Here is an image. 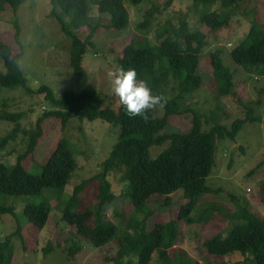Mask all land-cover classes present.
<instances>
[{
	"label": "trees",
	"instance_id": "trees-1",
	"mask_svg": "<svg viewBox=\"0 0 264 264\" xmlns=\"http://www.w3.org/2000/svg\"><path fill=\"white\" fill-rule=\"evenodd\" d=\"M23 0H0V11L8 7L17 10ZM143 0H51L52 17L60 23L61 30L71 38L70 66L76 77V87L56 95L48 86L34 91L19 64L21 53L14 54L12 48L0 40V58L5 71H0V88L22 87L26 94L43 93L49 105L48 111H42L36 126L25 130L28 135L26 149L19 154L14 165L0 162V194L11 196L39 195L46 188H55L63 192L74 171L78 168L67 139L56 142L52 152L39 174L25 170L24 161L33 157L38 142L44 135V120H59L62 130H66L73 118L83 120H102L118 128L117 141L110 156L101 164L100 173L78 184L66 205H63L62 219L76 233L94 247H102L111 241L118 246L117 255L105 257V262L113 264H194L185 253L172 257L179 229L176 221L157 223L149 231H139L140 224L152 216L150 210L142 212V207L153 196L166 197L165 204H170V196L182 190L185 202L180 207L178 217L186 224H193L190 212L196 211L199 201L207 194L206 181L215 166L217 143L225 139L235 140L243 125L259 118L251 117L248 108L247 117L234 120L229 126L219 122L216 107L208 116L197 113L188 103V96L193 95L202 82L198 74L199 57L207 47V34L193 30L186 17L178 18L176 24L171 21L161 28L154 29L155 14L160 9L152 8L145 14L118 59V66L135 69L138 80H146L153 94H162L167 104L162 109V117L155 110L148 113L147 119L137 116L130 118L125 109L104 106L97 89L89 83L88 73L83 66V59L90 44L81 39L78 31L90 29L89 38L95 35L96 28L91 25L90 12L93 6L100 14L108 15L106 28L123 30L129 25L128 6H138ZM175 0H167L171 6ZM196 7L204 5L198 12L202 25L215 32L226 28L230 23L229 9L238 8L241 0H187ZM220 3V10L211 7ZM59 10V12H58ZM201 12V13H200ZM64 16L68 17L65 20ZM18 23L16 22V39L19 41ZM221 52L211 54V65L217 95L233 96L234 72L224 65ZM233 60L249 71H258L264 75V30L253 25L241 45L231 51ZM193 97V96H191ZM192 113V129L188 132H173L162 135L161 132L171 124L176 115ZM18 113L1 114L0 120L13 124L9 134L0 140V150L10 140H14L24 129L20 124ZM204 122L211 127L205 131ZM169 145L156 157L152 158L150 150L154 146ZM119 175L127 184V196L134 206V211L126 225H117L106 219L104 208L116 199L110 175ZM53 207L48 203L34 205L27 203L24 209L29 221L43 229L52 213ZM221 212L216 203H210L198 220L204 223L213 220ZM14 214L13 207H0V214ZM116 214H119L116 212ZM143 214L139 221L137 216ZM227 219L236 223L226 237L214 236L205 242L207 253L214 257L234 255L243 256V261L236 264H264V219L248 209V204L238 205L237 212ZM239 222V223H238ZM242 222V223H240ZM134 230V233L130 230ZM19 231V229H17ZM17 231L14 233L16 234ZM11 234L0 242V264L12 263ZM49 248V247H48ZM24 249L26 244L24 243ZM78 252L79 248L72 249ZM157 259L152 262L153 255Z\"/></svg>",
	"mask_w": 264,
	"mask_h": 264
},
{
	"label": "rangeland",
	"instance_id": "rangeland-1",
	"mask_svg": "<svg viewBox=\"0 0 264 264\" xmlns=\"http://www.w3.org/2000/svg\"><path fill=\"white\" fill-rule=\"evenodd\" d=\"M166 1L143 0L138 6H128L129 25L123 30L106 28L109 16L100 14L97 7L93 6L90 17L92 27L96 28L95 35L89 38L88 28L78 31L79 37L90 43L83 66L88 73L89 83L97 89L103 105L116 109L120 103L112 93L108 73L119 67L118 59L124 47L134 37L136 26L144 20L148 10L156 7L161 11L155 14L154 29L163 27L168 21L176 24L178 18L184 16L193 30H201L207 34L208 45L199 57L197 70L202 82L200 88L191 95L193 97L188 96V100H183L184 104L188 101L197 113L206 116L219 107L215 117L227 126L236 119L247 117L248 108L252 109L251 117L259 119L246 122L235 140L225 139L217 143L215 166L206 181L207 194L199 201L197 210L189 214L194 219L193 224H186L178 217L180 207L189 200H185L184 192L180 190L170 196L169 205L165 204L166 197L163 196L149 199L146 206L142 207V212L150 210L152 216L147 218V223L140 224L139 231H149L157 223L176 221L179 235L171 251L172 257L185 253L194 264H236L244 259L238 252L214 257L207 253L205 242L217 235H228L236 223L226 216L233 217L240 204H248V209L264 219V75L258 73L262 65L258 71H249L231 57L232 49L245 41L253 25L264 30V0H241L237 9L235 6L227 11L230 16L229 26L211 33L199 20L198 12L204 5L196 7L191 1L175 0L171 6H167ZM211 9L220 10V3L217 2ZM51 12V0H23L17 10L7 6L0 11V40L8 44L14 54L21 53L19 64L34 91L48 86L59 95L76 87V77L70 66L71 38L61 30L60 23L52 17ZM64 18L68 20V17ZM16 22L19 41L16 39ZM216 51L221 52L224 65L234 72L233 96L217 95L211 65V54ZM0 71H5L1 58ZM48 110L49 105L43 93L29 95L22 87L0 88L1 114H20V124L24 128L0 150V162L8 166L16 163L18 155L26 149L28 135L24 131L33 129L41 112ZM155 112L162 117V109L158 108ZM192 121V113L173 116L171 124L161 134L188 132L192 129ZM43 127L44 135L37 144L34 156L24 161L25 170L32 174L41 173L60 139H67L72 145L78 168L63 192L46 188L35 196L0 194V207L14 208V214H0V242L17 231L10 243L11 264H113L104 259L117 255L118 246L115 241L102 247H94L78 235L75 228L64 222L61 209L78 184L100 173L101 164L110 156L117 141L118 128L102 120L81 121L77 118L70 121L66 130H62L61 123L55 118L45 119ZM210 127V123L204 122L202 131ZM12 128V123L0 120V140ZM168 145L169 142L154 146L150 150L151 157H156ZM108 179L116 199L105 206L106 219L125 226L134 211L126 193V183L119 175L112 174ZM27 203H48L53 207L50 219L43 229L38 230L29 221L24 212ZM210 203L218 204L221 212L215 213L216 218L204 223L198 217ZM137 218L142 221L144 215L139 214ZM130 232L134 233V230ZM76 247L79 248L78 252L72 250ZM156 259L157 254H154L152 262ZM132 264H137V258L133 259Z\"/></svg>",
	"mask_w": 264,
	"mask_h": 264
},
{
	"label": "clouds",
	"instance_id": "clouds-1",
	"mask_svg": "<svg viewBox=\"0 0 264 264\" xmlns=\"http://www.w3.org/2000/svg\"><path fill=\"white\" fill-rule=\"evenodd\" d=\"M108 76L111 78L113 95L130 118L139 116L146 120L150 111L163 109L167 104V98L164 95L153 94L146 80L137 79L135 69L125 70L118 67L115 71H110Z\"/></svg>",
	"mask_w": 264,
	"mask_h": 264
}]
</instances>
